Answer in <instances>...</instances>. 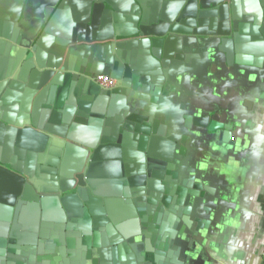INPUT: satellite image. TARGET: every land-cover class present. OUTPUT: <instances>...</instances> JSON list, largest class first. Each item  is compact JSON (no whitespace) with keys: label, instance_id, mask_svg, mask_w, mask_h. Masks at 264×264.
I'll return each instance as SVG.
<instances>
[{"label":"crops","instance_id":"crops-1","mask_svg":"<svg viewBox=\"0 0 264 264\" xmlns=\"http://www.w3.org/2000/svg\"><path fill=\"white\" fill-rule=\"evenodd\" d=\"M236 3L164 51L127 19L188 0H0V264H262L264 0Z\"/></svg>","mask_w":264,"mask_h":264},{"label":"water","instance_id":"water-1","mask_svg":"<svg viewBox=\"0 0 264 264\" xmlns=\"http://www.w3.org/2000/svg\"><path fill=\"white\" fill-rule=\"evenodd\" d=\"M236 1L237 0H206L204 2L205 4H202V9H200V0H188V3L191 2L193 4L196 15L193 19L194 21L192 26H189L188 23L182 21V15L179 16L180 13H176L173 11V8L167 7L166 5L168 3H164L166 5H160L156 11H149L148 14H145L144 11L139 12L135 19H127V22L132 27L133 31L138 33L139 38L145 36H151L152 39L161 38V47L164 46V51L167 48L170 40H177L182 46L184 45L185 47L187 45L197 47L198 36L216 35L218 33L227 34L229 31L231 15H234L235 12V6L237 4ZM90 14L91 7H87V9H84L82 13L78 14V17L74 15L71 27L75 28L81 34L85 33L84 28L90 21ZM202 20L205 21L206 24H203L202 26L198 25V23ZM115 24L117 25V22ZM173 24L183 27L186 34L180 35L169 32V27ZM211 26H215V28L212 29ZM118 34L125 36L126 33L118 32ZM69 39L73 41L77 39V36L75 38L70 36ZM87 40L89 41L91 39L89 38ZM101 74L109 76L105 73ZM111 78L115 79L114 77ZM69 148L83 153L86 152V150H84L82 147L75 144H70Z\"/></svg>","mask_w":264,"mask_h":264},{"label":"built area","instance_id":"built-area-1","mask_svg":"<svg viewBox=\"0 0 264 264\" xmlns=\"http://www.w3.org/2000/svg\"><path fill=\"white\" fill-rule=\"evenodd\" d=\"M97 84L101 85L102 87L105 88H112L114 86H116L117 84V80L113 79L107 75L104 74H99L96 75L92 78ZM262 264H264V250L262 252Z\"/></svg>","mask_w":264,"mask_h":264},{"label":"flooded vegetation","instance_id":"flooded-vegetation-1","mask_svg":"<svg viewBox=\"0 0 264 264\" xmlns=\"http://www.w3.org/2000/svg\"><path fill=\"white\" fill-rule=\"evenodd\" d=\"M93 77H94V76H93ZM93 77H92V78H93ZM92 80H93V79H92ZM93 81H94V80H93ZM94 82H95V81H94ZM100 86H101V85H100Z\"/></svg>","mask_w":264,"mask_h":264}]
</instances>
